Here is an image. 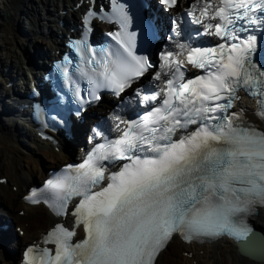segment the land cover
<instances>
[{
    "label": "snow or ice",
    "instance_id": "1",
    "mask_svg": "<svg viewBox=\"0 0 264 264\" xmlns=\"http://www.w3.org/2000/svg\"><path fill=\"white\" fill-rule=\"evenodd\" d=\"M112 2L120 30L109 35L118 47L94 48L87 31L71 45L97 100L101 89L120 96L153 67L136 53L125 6ZM160 3L171 8L177 0ZM191 8L188 15L199 13L194 23L218 42L177 43L178 51L164 53L154 77L159 90L141 98L144 114L114 116L116 138L98 131L103 142L87 159L31 190L26 200H43L57 215H66L74 198L79 202L71 209L73 230L57 224L45 237L54 249L30 246L23 264H156L176 234L185 241L250 235L244 217L264 206V126L231 109L244 90L256 97L264 122V65L254 60L258 41L251 34L264 29V0H197ZM189 66L200 74L189 78ZM57 69L79 96L67 64ZM81 225L84 238L73 242Z\"/></svg>",
    "mask_w": 264,
    "mask_h": 264
},
{
    "label": "bare ground",
    "instance_id": "2",
    "mask_svg": "<svg viewBox=\"0 0 264 264\" xmlns=\"http://www.w3.org/2000/svg\"><path fill=\"white\" fill-rule=\"evenodd\" d=\"M61 1L0 0L2 4L0 9V73L3 69L10 68V76H0V98L3 96L2 94H8L10 91L4 88L7 82L12 81L15 77L14 87L19 86L22 82L20 81L21 75L24 79L23 62L28 54L32 55L36 51L37 53L34 54H37L41 63L46 61V52L42 48L46 43L37 37L38 26L36 23H40V20L36 17L39 15L47 17L45 21L48 24L50 35H53L50 22L52 7ZM188 2H192V0H178L176 7L170 11L169 15L185 8ZM22 17L25 22L21 19ZM23 24L24 26H22ZM19 26L21 28L18 31ZM57 47L58 43L55 42L48 48L56 49ZM19 92L20 97H25L21 89ZM123 103L124 99L116 107H112L115 103L105 98L96 108L88 111V117L93 114L98 115L103 117L105 125H108V119L111 116L122 118V111L125 110V107L122 110ZM4 110L5 106H2V101H0V175L5 173L7 180L6 186L0 187V221L6 222L8 226L20 225L24 218L18 217L16 212L21 209L25 211L26 217L30 220L23 238H18L13 231H10L7 241L9 246L0 244V264H15L19 249L32 239L37 238L38 234L43 232L53 221L50 214L40 206L27 209L26 204L20 200L21 195L26 187L40 182L44 177V170L57 168L72 160L69 158L70 156L75 157L77 154L73 149L70 155L54 152L51 145L45 150V144H38L33 139L34 133L25 128L23 123H18L16 115H10V110H7L8 116L6 117L3 115ZM130 110L132 107L129 108ZM141 110L145 112L146 109L141 106ZM93 119L97 121V117ZM70 147L71 144L68 143L63 146V149ZM12 186L16 187V193L11 192ZM249 221L253 228L264 236V211L258 210ZM3 240L4 238L0 237V243H3ZM199 250H203L201 256L198 254ZM176 252H178V257ZM183 252L192 253L190 260L181 257ZM192 261L195 264H264L240 257L237 255L235 247L223 239L210 245L190 244L186 246L174 238L159 254L156 264H192Z\"/></svg>",
    "mask_w": 264,
    "mask_h": 264
},
{
    "label": "water",
    "instance_id": "3",
    "mask_svg": "<svg viewBox=\"0 0 264 264\" xmlns=\"http://www.w3.org/2000/svg\"><path fill=\"white\" fill-rule=\"evenodd\" d=\"M254 236H256L257 238H260L262 241H263V243H264V239L260 236V235H254ZM240 246H241V244L239 243H237V248H238V251H239V249H240ZM240 252V251H239ZM253 260H255V261H259V262H264V259H261V258H255V257H253Z\"/></svg>",
    "mask_w": 264,
    "mask_h": 264
},
{
    "label": "rangeland",
    "instance_id": "4",
    "mask_svg": "<svg viewBox=\"0 0 264 264\" xmlns=\"http://www.w3.org/2000/svg\"><path fill=\"white\" fill-rule=\"evenodd\" d=\"M21 19L24 21V17H22ZM24 22H25V21H24ZM22 26H24V24H23ZM0 176L6 178L5 173L1 174ZM38 181H39V180H38ZM11 230H12V229H11ZM9 232H10V231H9ZM176 253H177V257H178V252H176ZM3 254H4V253H3Z\"/></svg>",
    "mask_w": 264,
    "mask_h": 264
}]
</instances>
